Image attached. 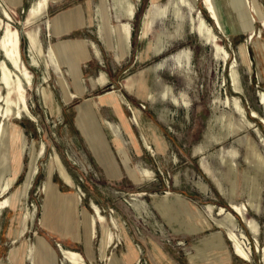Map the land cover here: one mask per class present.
Masks as SVG:
<instances>
[{
  "label": "rangeland",
  "instance_id": "374dc122",
  "mask_svg": "<svg viewBox=\"0 0 264 264\" xmlns=\"http://www.w3.org/2000/svg\"><path fill=\"white\" fill-rule=\"evenodd\" d=\"M49 1L44 6L42 0H2L11 13L0 5V43L7 27L17 31L30 84L19 77L34 116L24 111L10 121L0 116V201L8 200L23 182L32 149L45 148L36 160L38 171L26 200L0 208V264H16L22 250L25 257L19 264H41L45 258L39 238L54 252L51 264H74L69 252L83 264H264V0H215L223 31L201 0ZM117 4H127L128 17L134 5L133 17L117 21ZM76 7L84 23L59 32L51 28L49 33L48 18ZM146 19L148 33L143 35ZM249 25L252 34L242 30ZM214 37L227 55L214 47ZM67 39L83 40L90 54L75 56L74 68V58L57 50ZM115 40L123 50L126 42L129 49L119 59L112 48ZM39 41L43 55L35 65L28 49H39ZM49 46L54 47L48 51L54 65ZM3 61L0 47V64ZM0 86V105L5 108L6 88ZM106 91L116 94L134 141L122 128V154L102 124L119 177L108 175L75 124L77 105L91 104ZM63 92L76 96L66 100ZM42 94L50 95L47 103ZM94 110L100 122L121 124L110 105L100 103ZM155 136L162 150H156ZM54 153L75 184L68 186L55 171L50 174L57 191L50 213L56 227H50L44 220L43 183L51 163L54 170L59 163ZM14 175L13 184L3 191ZM138 192L145 194L135 196ZM66 198L72 206L63 205ZM92 203L108 220L110 243H105L101 224L93 226L97 216ZM112 219L118 225L113 226ZM228 232L244 246L249 262L234 253ZM84 236L89 241L85 253L67 246L72 240L81 246Z\"/></svg>",
  "mask_w": 264,
  "mask_h": 264
},
{
  "label": "crops",
  "instance_id": "0c3cea01",
  "mask_svg": "<svg viewBox=\"0 0 264 264\" xmlns=\"http://www.w3.org/2000/svg\"><path fill=\"white\" fill-rule=\"evenodd\" d=\"M58 1H60V0H51V1H49V3H56ZM21 2H22V0H21ZM21 2L19 4H21ZM49 3H48V5H49ZM117 6L121 7V9L119 10L120 15H118V14L115 15V19L117 21H119V18H121V17H126L127 19H130V18L133 17V15H134V5H132V7H133V15L131 17H128L126 15V6H127V4H125V5L117 4ZM90 16L91 15H88V17L86 18V20L88 22L91 21ZM48 21H49V24H50V26H49V33H50V31H51L50 29L51 28L55 32H59V31H62V30H66L67 28L69 29L72 26L80 25V24L84 23V17L82 16L79 8L76 7V8H73V9L69 10V11L60 12V13L56 14L52 19H49L48 18ZM127 23H129V22L127 21ZM119 29L120 28H117V29H114V30L116 32H118ZM123 29H124V26L121 27V30H123ZM126 37H127V35L125 34L124 38L126 39ZM114 38H116V37L114 36ZM38 39H39V30H38ZM108 43H109V40H108ZM129 46H130V44H129ZM50 47H53V46H49L48 47V50H47L48 56H49V52L48 51H49V48ZM92 47H93L94 55H98L99 54L98 53V50H97V48L95 47L94 44H92ZM112 48L113 49L116 48L115 51H114L115 59H119L124 53H126V52L129 51V49L126 47V42H125V49L126 50H123L122 48H120L117 45V41L116 40H115V45L112 44ZM53 49H54V47H53ZM28 50L30 52V55H31V59H32L33 64H35V65L38 64V58L37 57L40 56V55H43L41 41H39V49L34 50V52L30 48ZM57 50L60 53H64L67 56L70 55L71 57L74 58L73 60H71V63H74L72 65V68H74L77 65L76 64L77 59L75 58V56H78L79 59H81V58L83 59V58L90 57V54L88 53V49L86 47L85 42L83 40H79V39H74V40L73 39H67V40H63L57 46ZM74 60H76V61L74 62ZM50 61L53 63L51 57H50ZM47 63L48 62L46 61V65H48ZM53 65H54V63H53ZM101 79L103 80V77ZM75 84H76L77 90L78 91L80 90V92H81V90H83V87H81L80 85H78L77 81H76ZM124 86L127 87V88H129V89H131L129 86H126L125 84H124ZM109 92H112L113 94L112 95H107V93H109ZM63 94H64V98L66 100H69L70 98L76 96V95L70 96L68 93L65 94L64 92H63ZM42 96H43V99H44L45 103H47L50 100V98H51L50 95L47 98H45L43 94H42ZM100 103H105V104L110 105L112 107V111H113L114 115L116 117H118V118L120 117V121H121L120 123L121 124H116V123H113V122H111L109 120H106V119H102L101 122H100L97 119V117L95 116V113H94L95 112L94 107H98V105ZM56 112L59 113V107L56 108ZM29 113H30L29 115H31V116L28 115V117L29 118L32 117L31 119H33L34 116L31 114V112H29ZM76 113H77L76 114V117H75L76 127L79 130V132L82 134V136L85 139V141L87 142V144L90 147L91 151L95 154V156L97 157L98 161L104 167V169L106 170V172L108 173V175H110L112 177L113 176L119 177L120 176V173L118 171V168L116 166V163H115V161H114V159L112 157V154L110 152V149L108 147V142H107V140L105 138V135L103 133V130H102V124L104 126H106L112 132V135H113L112 141L114 142V144L117 147L118 151H120L122 154L125 155V152H124V149H123L124 148V141H123L122 136H121L122 128L129 134L130 140L133 143H134V141L132 140L133 137H132L131 132L129 130L128 120L123 115L124 113H123V110L121 109V106H120V103L118 101V98H117L116 94L113 91H106L104 94L98 95V100L97 101H94L91 104L85 102L84 104L77 105V107H76ZM113 130L116 132V134L118 135V137H119V139L121 141V144L120 145H118L115 142V140H114ZM142 138H143V134H142ZM155 139L158 142L157 143V146H156V150H162L164 146L161 144L160 138L158 136H155ZM144 143H145V146H146V141H144ZM41 147H42L41 154L43 155L44 150H45L44 145H41L40 148L39 149H36V150L37 151H40L41 150ZM41 156H39V157H41ZM54 157L57 159V161H59V164L67 172L69 178L71 179V181H72V183L74 185L75 183L73 181V178L71 177V175L66 170V168L63 165V163L61 162L58 154L57 153H54ZM127 163H128V158H125L124 159V162H123V165H125L127 167V165H128ZM53 171H55L57 173V175L59 176V178L62 180L61 176L59 175V173L56 170L53 169L52 171H50V166H49L48 167V176H47L48 178L43 183L44 184L43 185L44 186L43 192L46 194V197H47L46 204H45V208H44V220H45V223H48L50 225V227H56L55 226L56 224L54 223L53 219L51 218L54 213L53 214H50V213H52L51 211H53L52 210L53 207L56 206V204L54 202H52L51 199L54 197V194H57V191H56L53 183H51L50 178H49L50 174ZM141 173L145 174L144 171H141ZM148 175L151 176L152 175V172L149 171V174ZM32 181H31V185H32ZM31 185H30V187H31ZM71 187H73V186H71ZM28 191H29V189L27 190L26 196L24 197L23 200H26V198L28 196ZM138 193H142V192H138ZM138 193H136L135 196H141V195H137ZM0 196H2V193L1 192H0ZM176 196H179V195H176ZM66 202L69 203V207L73 205V202L69 201L66 198L64 200V202H63V205L65 207H68V205L66 204ZM161 213H163V212L161 211ZM115 221H116V224L118 225L117 220H115ZM219 226L221 227V223H220ZM85 230L88 232V229L87 228H85ZM253 232L254 233L257 232L256 225L254 223H253ZM84 239H85V242L81 246H76L75 240L68 241L66 244H67V246L74 247V248H78V249H80L81 251H83L85 253V251L87 250V247L89 246V241L87 240V236H84ZM73 243H75V245ZM77 243H79V242H77ZM40 247L42 248V253H44L45 247H42V246H40ZM62 248H64V247H62ZM155 250H156V252H159V249H156L155 248ZM129 252L131 254H133V255H136L135 249L131 245H129ZM10 255L13 256V252L10 253ZM94 257H93L92 260H95ZM191 258H193V256ZM19 259H20L19 256L14 259V261H15L16 264H19V262H20ZM98 259H100V255H99ZM137 260L138 259H136V263H137ZM119 262H117V260H115L114 263L115 264H126V262L124 260H121L120 263Z\"/></svg>",
  "mask_w": 264,
  "mask_h": 264
},
{
  "label": "bare ground",
  "instance_id": "6f19581e",
  "mask_svg": "<svg viewBox=\"0 0 264 264\" xmlns=\"http://www.w3.org/2000/svg\"><path fill=\"white\" fill-rule=\"evenodd\" d=\"M235 1L242 2V0H235ZM47 2L48 0H42V3L44 6L47 5ZM201 3L204 6L203 8H205L206 12L209 14V18L215 21L217 25L219 26V28L223 31L224 27L222 23V17L219 14L218 7H217L215 0H201ZM0 5L6 11V13H11L10 9L2 2V0H0ZM37 10H41V4L37 6ZM246 17L250 24L252 22L251 15L247 14ZM261 19L263 20L264 18L261 17ZM148 25H149V21L148 19H146L143 22V27H142L143 35H146L148 33ZM242 30L243 32L244 30L245 32L249 31V34H252L251 25H249L246 29H242ZM213 45L215 48H217L218 50H222L223 53L227 55V52L221 47V44L218 43V37H214ZM0 47L4 53V61L0 64V84H2L6 88V94H5L6 107L2 108L0 105V116H2L7 121H10L12 118H20L21 117L20 111H24L30 114L27 104H26L25 93H24V90L21 84V79L19 77V74H20L25 79L26 83L30 84V80H29L30 72L25 68L24 64L21 61V56L19 52V37H18V33L16 30H11L8 27L6 28V30L4 31V36L0 43ZM3 99L4 97L2 93V88L0 86V102ZM262 100L264 101V98ZM254 117H257V116L254 114ZM3 129H4V125L3 123H0V138L3 132ZM148 149L152 150L150 147H148ZM40 155H41V152H36L34 148L32 149L29 166L25 173L23 182L13 189V191L11 192L10 198L8 200L0 201V208L3 207L5 203H9L11 208L17 205H20L22 203L24 197L26 196L27 190L29 189L31 185V181L34 175L37 173L36 160ZM51 164L52 165H51L50 171H52L53 168L55 169L54 164L53 163ZM56 170L61 176L62 180L66 184H68L69 186H73V183L71 179L69 178L67 172L58 162H57ZM14 180H15V175L10 180L7 181V183L5 184L3 188V191L7 190L13 184ZM143 194L144 193H138L137 195H143ZM92 206H93L92 208L95 212V215L97 216V219L93 221V226L95 225L96 222L100 223L104 231L105 243H110L112 241L113 233L111 231L108 220L105 218L103 214L100 213L99 208L95 204L92 203ZM232 207L236 211H238V208L236 206H232ZM243 207L245 208V206ZM111 224L113 226H116V222L114 221V219L111 220ZM216 225L219 226L220 223L217 222ZM21 232H23V229H21ZM227 234H228V237H227L228 240L232 243L234 253L244 262H249L250 261L249 254L244 248V246L241 244V242L236 238L235 234L231 232H228ZM39 243H40V246L45 247V251L43 253V256L45 259L44 261L41 262V264H51L54 261L53 250L49 247V245L44 241L43 238H39ZM263 251H264V248H263ZM69 254H71L74 264H83L77 260L76 254L74 252H69ZM24 257H25V252L24 250H22L20 254V260H21L20 262L23 261ZM109 264L111 263L109 262ZM244 264H248V263H244Z\"/></svg>",
  "mask_w": 264,
  "mask_h": 264
}]
</instances>
